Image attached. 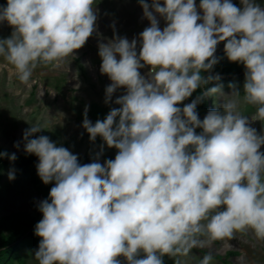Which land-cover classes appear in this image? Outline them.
<instances>
[{"label": "clouds", "instance_id": "clouds-1", "mask_svg": "<svg viewBox=\"0 0 264 264\" xmlns=\"http://www.w3.org/2000/svg\"><path fill=\"white\" fill-rule=\"evenodd\" d=\"M139 2L151 25L140 33L139 54L136 38L99 44L100 71L112 81L105 102L126 88L115 100L120 107L95 124L87 106L84 112L90 139L100 136L118 149L115 159L101 164V145L94 162L81 165L48 136L31 138L41 131L39 124L24 131L25 152L39 158V177L44 184L55 182L39 204L38 264H122L121 256L127 264H163L164 255L192 264L193 248H209L237 233L251 230L264 241V135L240 110L253 106L251 119L264 121V8L256 0H241L242 8L231 0H201V15L196 0ZM94 3L7 0L0 6V23L13 27L10 37L0 39V56L21 83L38 66L61 68L86 44L96 31ZM158 16L166 21L163 30ZM221 42L227 58L247 69L244 94L231 84L225 95L218 85L179 107L201 86L220 80L201 72L219 62ZM146 65L149 77L139 71ZM207 95L224 102L201 120L197 105ZM8 175L15 178L12 171ZM213 258L208 252L196 264H212Z\"/></svg>", "mask_w": 264, "mask_h": 264}, {"label": "rangeland", "instance_id": "rangeland-1", "mask_svg": "<svg viewBox=\"0 0 264 264\" xmlns=\"http://www.w3.org/2000/svg\"><path fill=\"white\" fill-rule=\"evenodd\" d=\"M146 2L151 4L152 0ZM231 2L239 8L243 7L241 0ZM200 3L201 0H196L198 11L203 15L202 10H199ZM256 3L264 8V0H256ZM161 5L163 6V0ZM0 6L6 7L7 0H0ZM93 7L97 15L96 31L81 49L75 50L73 55L67 58L61 68L38 66L29 82L24 84L18 79L15 67L0 56V149L15 154L17 158L28 155L24 150V131L30 129L33 124H39L42 129L32 135L33 139L41 135L48 136L58 147L63 146L79 158H86L92 162L97 153L101 152L103 145V154L99 162L104 164L106 160L115 159L118 149L109 148L100 136L92 141L83 127L86 106L88 119L95 124L97 120H104L112 108L120 107L115 104V100L126 94V88H120L113 94L111 103L105 102L106 88L112 81L107 74L100 71L102 58L99 56V44L109 43L117 36L126 37L129 41L136 38L139 54L140 33L151 25L144 17L139 0H95ZM158 19L163 30L166 21L159 16ZM12 31L13 27L7 21L0 23V39L10 37ZM224 48L225 42L217 45L215 55L219 62L214 66L218 67L222 62L228 68L242 64L230 61ZM139 71L145 77H149L152 69L146 65ZM245 72L238 75L237 73L223 75L220 81L208 83V89L222 85L225 95H230L232 88L229 85L234 84L243 95ZM208 96L207 113L221 108L224 102L222 97ZM197 97L198 92L195 91L178 106L183 108ZM240 110L249 118L250 126L255 128L259 135H264V121L251 119L256 109L242 104ZM196 132L199 134L202 129H196ZM17 143L19 147H16ZM260 151L264 152V145ZM1 160L2 158H0V246H6V250L0 249V264H38L35 252L42 238L35 235V231L23 234L24 227L21 221L43 218L39 204L49 199L50 189L55 182L44 184L34 163L20 165L16 161ZM10 171L14 173L13 180L9 179ZM15 241L13 246H9ZM208 252L213 254L212 264H264V241L258 240L251 230L246 234L237 233L236 238L231 240L216 241L209 248H193L190 252V256L195 258L192 264L203 259ZM144 255L141 252L140 258ZM176 259L168 255L162 257L163 264H176Z\"/></svg>", "mask_w": 264, "mask_h": 264}, {"label": "trees", "instance_id": "trees-1", "mask_svg": "<svg viewBox=\"0 0 264 264\" xmlns=\"http://www.w3.org/2000/svg\"><path fill=\"white\" fill-rule=\"evenodd\" d=\"M246 67L243 64H239V65H235L233 68H228L226 66V64L224 62L220 63V66H214L213 69L210 72H206V71H202L201 75L203 78H207L209 75H219V77H221L220 75H230L232 73H240L241 71H246ZM222 78H220L221 80ZM219 80V81H220ZM212 82H218L216 80H212L209 81L208 83H212ZM208 83L201 86L200 88H198L196 91L198 92V96H201L203 93L207 92L208 90ZM208 107H209V96H205L203 101L200 103V106H197V112L199 115V119L204 118L207 115V111H208ZM0 152H6L8 153V156L3 157L1 162L5 161V162H15L17 164L20 165H24L25 163H34L35 165H37L39 163V158L35 155V154H28V155H22L19 158H17L15 161L10 160L8 157L11 156L12 154L4 149H0ZM78 162L83 165V164H89L92 163L91 160H88L86 158H79L78 157ZM41 219H23L21 221V223L23 224L24 230H23V234L26 233H33L35 231V229H33V227L40 221ZM33 229L32 231H29V229ZM19 238H17L18 240ZM16 243V241L12 244H9V246H13ZM6 246L1 245L0 249L5 248ZM6 250V248L4 249ZM3 250V251H4ZM1 251V252H3ZM119 259L121 260L122 264H127V261L124 257H119Z\"/></svg>", "mask_w": 264, "mask_h": 264}, {"label": "water", "instance_id": "water-1", "mask_svg": "<svg viewBox=\"0 0 264 264\" xmlns=\"http://www.w3.org/2000/svg\"><path fill=\"white\" fill-rule=\"evenodd\" d=\"M242 72H243V71H242ZM242 72H240V73H242ZM240 73H238V74H240ZM238 74H237V75H238ZM220 76H223V75H220Z\"/></svg>", "mask_w": 264, "mask_h": 264}]
</instances>
